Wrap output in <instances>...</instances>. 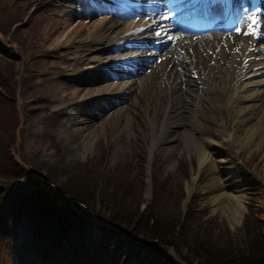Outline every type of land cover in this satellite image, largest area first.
I'll list each match as a JSON object with an SVG mask.
<instances>
[{"label": "rangeland", "instance_id": "1", "mask_svg": "<svg viewBox=\"0 0 264 264\" xmlns=\"http://www.w3.org/2000/svg\"><path fill=\"white\" fill-rule=\"evenodd\" d=\"M85 5L89 9L88 3ZM81 9L77 0H0V264H145L159 255L184 264L171 248L135 237L126 224L109 223V203L98 201L96 210L83 213L74 204L60 202L55 191L66 181L68 172L82 166L89 168L92 177L112 180L111 185L119 189L130 187L129 197L141 209L150 203L153 189H158L165 207L177 209L181 218L193 210L223 242L237 236L249 213L261 222L264 233L263 128L241 148L244 134L233 142L219 133L224 127L233 134L234 119L219 115L215 121L210 105L203 101L193 137L216 141L217 145L198 169L193 143L172 126L178 112L165 115L168 99L150 95L145 86L150 82L142 81L149 65H159L174 51L172 42L155 34L146 38L149 48L136 51L142 62L133 68L136 75L131 76L130 92L125 100H116L113 90L127 78L121 68L110 71L113 60L85 62L81 49L49 43L58 10ZM106 14L103 11L93 21L102 17L109 20L110 14ZM123 17V21L132 22L138 18L133 13ZM146 19L154 23L157 15ZM241 20L246 21L245 14ZM240 24L229 25L236 30ZM156 38L162 46L150 57ZM112 55L116 60L120 57L115 51L106 56ZM93 70L101 75L105 70L107 81L98 85L107 84L109 92L88 97L85 109L71 106L67 90L73 83L88 81L85 73ZM71 108H75L74 121L90 113L86 116L90 129L76 132L75 126L64 128L67 111H63ZM53 170L56 172L49 180ZM194 177V187L183 204ZM234 183L242 196L236 224L232 212L227 211L230 200L219 199L221 192L233 191L230 185ZM106 184L99 189L105 192ZM41 201L68 210L55 215L45 205L40 208Z\"/></svg>", "mask_w": 264, "mask_h": 264}, {"label": "bare ground", "instance_id": "2", "mask_svg": "<svg viewBox=\"0 0 264 264\" xmlns=\"http://www.w3.org/2000/svg\"><path fill=\"white\" fill-rule=\"evenodd\" d=\"M181 1L187 6L183 5L175 15L193 7V13L203 19L211 20L217 17L218 21H222L228 16L230 18L227 21L232 19L241 23L238 27L240 32L236 29L228 33L226 24L213 29L209 24L194 29L185 24H174V15L169 16L170 10L167 9L170 4ZM162 2L165 6L159 5ZM87 3L89 9H85ZM77 4L82 7L81 10H58L53 16L54 25L52 22L49 43L53 47L64 48L68 45L71 49H81L84 54L81 59L85 62L102 64L105 60H113V68L110 71L121 68L123 76L127 78L113 90L116 100H125L130 92L133 82L131 76L136 75L133 68H138V63L142 62L140 58L137 59L136 51L149 48L150 43L146 38L155 34L162 38L160 40L165 39L164 42H172L174 51L168 53L159 65H149V71L143 74L142 81L150 82L144 83L149 87L146 90H149L150 95L156 94L160 100L168 99L169 105L164 109L165 115L170 111L178 112V118L172 126L175 132L186 134L187 141L193 143L198 169L207 162L208 151L217 145L216 141L193 137L198 130L196 122L203 101L210 105L215 121L220 118L219 115L227 120L234 119L233 134L228 133V129L224 127L220 128L219 133L233 142H238L241 133L244 134L241 148L250 142L258 128L262 127L264 130V0H77ZM100 11L110 14L109 20L101 16L100 20L93 21L102 13ZM132 13L138 18L133 22L123 21V16ZM152 14L157 15V21L154 23L146 19ZM242 14H245L246 21L241 20ZM198 28H202V31H197ZM248 30L252 33L249 34L250 37L247 36ZM157 32L160 35H157ZM170 36L173 39L169 40ZM160 40L153 39V53L150 57L161 48L162 45L156 43ZM112 51L120 53L118 60L113 55L106 56ZM103 72L105 73V70ZM104 73L102 76L94 70L89 71L85 73L88 81L81 83L83 85L70 84L65 96L73 101L71 106L85 109L86 105L83 104L88 97L108 90L107 84L98 85L100 81H107ZM85 84L89 86L86 87ZM108 92L109 90L106 93ZM103 104L107 106L109 103L104 101ZM75 108L63 111H67L64 128L75 126L76 132L90 129L91 122H86V116L89 117L90 113L84 118L76 117L74 121L72 113ZM179 116L187 119H181ZM194 181L195 177L187 186V196L191 194ZM230 187L233 191L221 192L219 199L230 200L231 206L227 211L232 212V219L235 220L241 214L242 196L236 183ZM147 199L148 193L145 201ZM236 222L237 220L235 224Z\"/></svg>", "mask_w": 264, "mask_h": 264}, {"label": "trees", "instance_id": "3", "mask_svg": "<svg viewBox=\"0 0 264 264\" xmlns=\"http://www.w3.org/2000/svg\"><path fill=\"white\" fill-rule=\"evenodd\" d=\"M15 24L14 21L12 25ZM88 169L82 166L67 173L66 181L55 191L60 202L74 204L83 213L96 210L98 201L109 203V223L126 224L135 237L171 248L184 264H264L262 225L257 218L249 215L250 213L244 216L237 236L223 242L212 234V228L193 210H187L181 218L177 209L169 210L165 207L161 203V192L158 189H153L150 203L141 209L138 202L134 203V198L129 197L130 187L119 189L118 186L111 185L112 180L105 181L98 175L96 178L92 177ZM55 172H50L49 180ZM96 181H99V184ZM103 183H107L104 189L108 195L99 189ZM46 203L41 201L38 206L49 207V213L55 215L68 210L64 206ZM63 216L65 213L61 214V220ZM148 261H145V264H178L171 258L160 255L154 261Z\"/></svg>", "mask_w": 264, "mask_h": 264}, {"label": "snow or ice", "instance_id": "4", "mask_svg": "<svg viewBox=\"0 0 264 264\" xmlns=\"http://www.w3.org/2000/svg\"><path fill=\"white\" fill-rule=\"evenodd\" d=\"M165 19H167L168 17H164ZM237 32H240V29H237ZM157 35H160V33L159 32H157ZM171 39H173V37H169V40H171Z\"/></svg>", "mask_w": 264, "mask_h": 264}, {"label": "water", "instance_id": "5", "mask_svg": "<svg viewBox=\"0 0 264 264\" xmlns=\"http://www.w3.org/2000/svg\"><path fill=\"white\" fill-rule=\"evenodd\" d=\"M188 198H189V195L188 196H185L184 201H183V204H185L187 202Z\"/></svg>", "mask_w": 264, "mask_h": 264}]
</instances>
